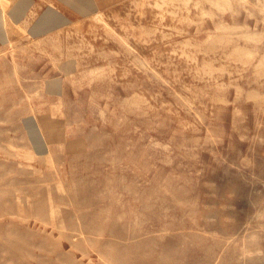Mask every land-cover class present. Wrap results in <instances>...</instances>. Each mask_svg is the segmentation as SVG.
I'll list each match as a JSON object with an SVG mask.
<instances>
[{
	"label": "rangeland",
	"instance_id": "rangeland-1",
	"mask_svg": "<svg viewBox=\"0 0 264 264\" xmlns=\"http://www.w3.org/2000/svg\"><path fill=\"white\" fill-rule=\"evenodd\" d=\"M230 3L0 0V264H264V0Z\"/></svg>",
	"mask_w": 264,
	"mask_h": 264
},
{
	"label": "bare ground",
	"instance_id": "bare-ground-1",
	"mask_svg": "<svg viewBox=\"0 0 264 264\" xmlns=\"http://www.w3.org/2000/svg\"><path fill=\"white\" fill-rule=\"evenodd\" d=\"M87 2V0H84ZM20 4L18 6H16L15 8H13L12 12L15 14L16 12L21 13L22 10L19 9ZM3 15L4 13L1 12L0 10V34L2 32V25L4 23L3 21ZM20 16H16L14 19H18ZM63 19L56 14L55 12H48L46 14H44L39 20H37L35 22V24L33 25V27L31 28V33L33 35L38 36V34H42L44 32H46L47 30H50L56 26H58L59 24H61L63 21Z\"/></svg>",
	"mask_w": 264,
	"mask_h": 264
},
{
	"label": "clouds",
	"instance_id": "clouds-1",
	"mask_svg": "<svg viewBox=\"0 0 264 264\" xmlns=\"http://www.w3.org/2000/svg\"><path fill=\"white\" fill-rule=\"evenodd\" d=\"M244 7V0H235L234 4H228L226 5V8L228 11H231L234 15H238L239 13L235 11L237 8H243ZM249 18H252L251 14L249 13Z\"/></svg>",
	"mask_w": 264,
	"mask_h": 264
}]
</instances>
